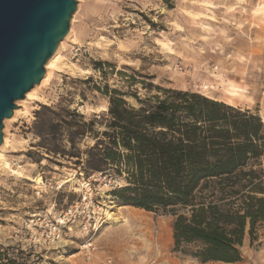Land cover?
I'll use <instances>...</instances> for the list:
<instances>
[{
	"label": "rangeland",
	"instance_id": "374dc122",
	"mask_svg": "<svg viewBox=\"0 0 264 264\" xmlns=\"http://www.w3.org/2000/svg\"><path fill=\"white\" fill-rule=\"evenodd\" d=\"M76 1L65 65L37 88L41 99L17 103V117L3 122L5 158L20 172L0 164V245L26 264H153L148 252L174 237L175 218L119 203L112 190L125 182L113 171L88 176L77 158L50 153L48 144L69 150L72 143L66 135L40 137L36 112L46 105L100 118L110 105L107 87L139 107L136 96L164 95L161 86L251 110L264 121V0ZM94 143L86 137L77 146ZM85 196L89 213L103 218L90 262L78 228L61 242L46 240L49 222ZM246 237L240 264H264V225L255 241Z\"/></svg>",
	"mask_w": 264,
	"mask_h": 264
},
{
	"label": "trees",
	"instance_id": "16d2710c",
	"mask_svg": "<svg viewBox=\"0 0 264 264\" xmlns=\"http://www.w3.org/2000/svg\"><path fill=\"white\" fill-rule=\"evenodd\" d=\"M155 87L164 95L136 96L139 107L107 87L100 118L42 105L38 135L68 136L71 149L45 148L77 158L88 176L113 171L123 179L112 190L122 205L172 215L174 252L201 263L242 262L246 234L253 242L264 225V121L198 93ZM86 137L95 143L81 151ZM0 264L26 263L0 245Z\"/></svg>",
	"mask_w": 264,
	"mask_h": 264
},
{
	"label": "water",
	"instance_id": "95a60500",
	"mask_svg": "<svg viewBox=\"0 0 264 264\" xmlns=\"http://www.w3.org/2000/svg\"><path fill=\"white\" fill-rule=\"evenodd\" d=\"M76 0H0V145L3 122L40 84L70 31Z\"/></svg>",
	"mask_w": 264,
	"mask_h": 264
},
{
	"label": "built area",
	"instance_id": "2783aa9c",
	"mask_svg": "<svg viewBox=\"0 0 264 264\" xmlns=\"http://www.w3.org/2000/svg\"><path fill=\"white\" fill-rule=\"evenodd\" d=\"M87 201L88 197L85 196L84 201L62 210L58 217L51 220L48 224L49 230L46 232V240L61 242L69 235L71 236L78 228L83 235L81 254L86 261L90 262L98 252V246L94 238L103 223V218L92 216L89 213V202ZM110 262L111 260L108 263Z\"/></svg>",
	"mask_w": 264,
	"mask_h": 264
},
{
	"label": "bare ground",
	"instance_id": "6f19581e",
	"mask_svg": "<svg viewBox=\"0 0 264 264\" xmlns=\"http://www.w3.org/2000/svg\"><path fill=\"white\" fill-rule=\"evenodd\" d=\"M69 38H72V31L70 32L69 31V33L67 34V36L65 37V39L61 42V44H60V47L58 48V50L56 51V53L50 58V60L46 63V75H45V77H44V79L41 81V83H40V85H38V86H36V87H34L33 89H31L27 94H26V96H25V98L24 99H22V100H19V101H17V103H18V105L19 104H21L22 102H24V103H26L27 101H31V100H33V99H41L39 96H38V94H37V88L39 87V86H41L42 84H44V83H46V82H48L50 79H51V76L53 75V72L55 71V70H60V69H62L63 68V66L65 65L64 63H63V55H62V49L64 48V42L66 41V40H68ZM68 65V64H67ZM232 94H234L233 92H231ZM23 104V103H22ZM22 106V105H21ZM24 109V108H23ZM21 110L20 109H15L14 110V115L11 117V119H6V121H9V120H12V119H14L15 117H17V115L19 114V112H20ZM26 113V112H28V109H27V107H26V105H25V111H23V113ZM28 114V113H27ZM8 143H9V139H8V137H4V142H3V144L2 145H0V164H2V165H4L5 167H7V168H9V169H11V170H13V171H15V172H18L16 169H13L12 168V166H11V164L6 160V158H5V154H4V149H6L5 147L8 145ZM4 167V168H5ZM14 172V173H15ZM20 172V171H19ZM18 172V173H19ZM111 208H113V206H111V207H109L108 209H111ZM108 209H107V211H108ZM108 216L110 217V218H112L113 217V212H110V211H108ZM116 219H117V221H119V217H116Z\"/></svg>",
	"mask_w": 264,
	"mask_h": 264
},
{
	"label": "crops",
	"instance_id": "0c3cea01",
	"mask_svg": "<svg viewBox=\"0 0 264 264\" xmlns=\"http://www.w3.org/2000/svg\"><path fill=\"white\" fill-rule=\"evenodd\" d=\"M147 238L148 235L144 234ZM249 245V240L247 237L244 239V243L242 246V251L244 255H247V246ZM174 248V237L169 240L168 244L159 248L156 252H148L149 259L153 260V264H208L201 263L197 259L194 258H181L177 256V254L173 251ZM244 258L246 256H243ZM147 259V258H146ZM241 262L231 263V264H240Z\"/></svg>",
	"mask_w": 264,
	"mask_h": 264
}]
</instances>
